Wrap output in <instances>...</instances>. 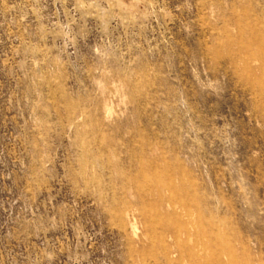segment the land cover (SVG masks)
I'll return each instance as SVG.
<instances>
[{"label":"rangeland","instance_id":"rangeland-1","mask_svg":"<svg viewBox=\"0 0 264 264\" xmlns=\"http://www.w3.org/2000/svg\"><path fill=\"white\" fill-rule=\"evenodd\" d=\"M0 264H264V0H0Z\"/></svg>","mask_w":264,"mask_h":264}]
</instances>
